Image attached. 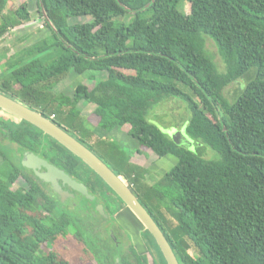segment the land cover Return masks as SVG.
Masks as SVG:
<instances>
[{"label": "trees", "instance_id": "trees-1", "mask_svg": "<svg viewBox=\"0 0 264 264\" xmlns=\"http://www.w3.org/2000/svg\"><path fill=\"white\" fill-rule=\"evenodd\" d=\"M8 1L0 0V36L30 19L19 7L5 15ZM181 1L36 0L49 40L32 43L27 58L0 74V91L111 162L133 185L179 264H264V0H185L188 13ZM75 16L91 19L70 21ZM206 37L224 70L213 61ZM49 51L55 54L42 60ZM83 70L107 74L91 89L78 83L71 96L53 93L70 71ZM238 81L239 91L228 98L226 86ZM171 96L186 103L185 132L215 149L217 158L176 144L149 120L154 105ZM79 101L94 104L91 129L84 127ZM125 123L140 148L177 158L154 183L142 180L144 168L116 141L94 135L96 126L112 132ZM42 135L50 137L24 119L0 117V137L8 141L0 142V264H82L91 256L96 264H115L84 237V222L95 209L69 208L21 165L24 150L36 149L38 139L46 143ZM52 140L50 159L77 176L82 160ZM94 176L93 189L113 192ZM18 178L24 186L14 188ZM147 242L152 264H167L154 240ZM133 254L129 259L120 253L119 263L149 264Z\"/></svg>", "mask_w": 264, "mask_h": 264}, {"label": "rangeland", "instance_id": "rangeland-1", "mask_svg": "<svg viewBox=\"0 0 264 264\" xmlns=\"http://www.w3.org/2000/svg\"><path fill=\"white\" fill-rule=\"evenodd\" d=\"M17 7L21 8L22 12H26L25 9L28 10V12L30 13V19H24L22 21H19L14 27L9 28L5 34L0 36V74H7L8 71L11 69V64L15 63L21 57L27 58L28 54L25 49L32 43L44 37H48L46 40H49V30L47 27L43 26V18L36 10V0H9L5 8L3 9V13L9 16V14L6 13L14 10ZM179 7L182 11L186 13L190 11V4L188 1L182 0L179 4ZM90 19V16L70 17V21L72 22L88 21ZM206 48L212 54L214 58L213 61L216 63L218 69H220L221 71L224 65L216 51V46L214 42L208 37H206ZM54 54V51H49L41 53L40 56L42 60L48 61ZM97 74L98 76H96ZM105 76L106 71L104 70H83L81 73L70 71L66 76L61 78V80L54 86L53 93L61 92L67 95H71L73 88L76 84L84 82L85 84H87V86H89V88H91V86L95 83L96 79H100ZM241 83V81L230 83L228 86H226L224 90L225 95L231 99L237 93V91H239ZM77 107L83 115L81 117L84 121V127L91 129L92 126L91 123H89V119H92L91 116L94 104H87L86 106H84L82 105V103H78ZM0 117L12 119L13 121L19 120L18 117L11 116L9 113L1 109ZM188 117L189 111L187 109L186 103L183 99L177 96L166 97L164 100L158 102L156 105H154L151 113L148 115L149 120L153 123H156L160 127V129L178 145L201 154L203 158H217L218 153L215 149L205 144L201 145L199 143H196V141L188 135L186 137L184 136L178 140H175L176 138L172 134L175 133L176 130L180 129L185 132V126ZM98 127L99 126L95 127L96 137L101 135L102 132V130H100V128ZM126 128H129L128 124L114 129L111 133V136H109V139L113 141L116 140V142H118L119 144V147L124 150V153H136L134 151L137 150V148L140 149V145H138V142L134 138L127 137L125 131L127 130ZM119 139L121 140L119 141ZM142 149L143 148L140 149V153H148L150 155V158H148L149 162H151V159L155 160L154 164L151 165V172L147 176H145V181L148 183H152V181H155L159 177H161L162 174L169 170L177 161L176 156L172 154H167L165 156L158 157L153 151H151L150 148H145V152H142ZM134 155L138 156V154ZM1 160L2 157L0 155V162ZM106 161L110 167H113L111 162H109L108 160ZM20 185L24 186V181L22 178H18L16 182L12 184L14 188ZM122 212L124 214L123 220L127 222L126 219H128V225L132 229L133 233H139V230L143 229V225L141 224V222L138 220V223H136L130 214H126L128 210L125 209V211ZM133 233L128 232V235L130 236V239H132L133 243L135 245H138V242L136 240L139 239V236L135 235L134 238ZM190 253L195 254L194 248L190 249ZM86 257L88 256H85V258ZM146 259L149 264H152V259L149 256H147ZM82 264L96 263L92 259H88L86 262L84 260Z\"/></svg>", "mask_w": 264, "mask_h": 264}, {"label": "flooded vegetation", "instance_id": "flooded-vegetation-1", "mask_svg": "<svg viewBox=\"0 0 264 264\" xmlns=\"http://www.w3.org/2000/svg\"><path fill=\"white\" fill-rule=\"evenodd\" d=\"M106 74H107V72H106ZM96 76H98V74ZM97 80H99V79H96V81ZM96 81L91 86V88L94 87V85L96 84ZM85 85L87 86V84H85ZM87 87L89 88V86H87ZM91 88H89V89H91ZM58 93H60V92H58ZM71 95H72V93H71ZM71 95H69V96H71ZM78 103H82V105H84V106H86L87 104H92L91 102H84V101H79ZM8 124H10L13 127L11 122ZM124 125H126V123L123 124L122 126H124ZM128 126H129V124H128ZM117 128H119V127H116L115 129H117ZM100 130H102L101 135H99L100 138H105L106 136L109 137V136H111V133L113 132V131L112 132H105L102 128H100ZM125 131H126L127 137L132 138V136H130V134L128 132L129 128ZM94 135H96V133ZM50 137H47L46 135H42V138H43L42 140H45L46 143H43L42 145H40V144H38V142H39V139H38V141H36L37 142L36 145L35 144L32 145V146H35L36 149L31 150V149L26 148L27 150H24L22 152V155L25 151H32L37 156L45 159L47 162H49V163L57 166L58 168L62 169L72 179L84 184L87 188L88 193L92 196V198H88L86 195L82 194L81 192H79L75 189H72L70 186H68V184L63 183L62 180L59 179L58 182H59L61 189L63 191H66L69 193L64 199H62L60 194L56 193L53 190L52 185L49 181H44L42 178L37 176L33 169L26 168V167H24V168L31 170L32 175L36 176L38 178V180L41 181V183H45L47 188L51 187L52 190L57 194L59 200L61 202H63L64 204H66V206H68L69 208H76L77 209V208L86 207L87 209H89L91 207V208L95 209L96 213L92 212L91 216L88 219H86L84 222L85 224H84V228H83V233L85 235L84 237L86 238V240H89V242H90V245H88V246L89 247L94 246V247L100 248L102 255H104L106 257V261H110V259L112 258L114 260L115 264H120L119 263V261L121 259V257L119 256L120 253L122 256L124 255V253L128 254L127 256L129 259H132L134 257L133 251L137 252L139 255H141V257H143V256L151 257L149 249H148V243L149 242H147V241L148 240L152 241V239H153L155 242V239L153 238V236L151 234L149 236H147V234H146L147 229L144 226H143L142 230H139V233H137V234L133 233L132 229L128 225V222H129L128 219L125 218L127 220V222H125L123 220L124 214L122 211H125V209L128 210L129 213L127 212L126 214H130L136 223H138V219L128 209L126 204L118 197V195L114 191L113 192L109 191L106 188V186H103L102 191L95 190L91 187V183L93 182V179H95V176H94L95 172L89 166H87V164H85L83 161H82L83 163L80 164V166H79V171H78L77 176L69 174L68 172L65 171L64 168L58 166L54 161H52L50 158L53 154V148L54 147H53V140H52L53 137H51V138ZM120 140L121 139H119V141ZM114 141H116V140H114ZM0 142L2 144L8 143L7 140L2 139L1 137H0ZM116 143L118 144V142H116ZM11 145L15 149V144H11ZM90 149L92 150V148H90ZM140 149L137 148V150L134 151L136 153L132 152V154L131 153H127V154H129L131 162L138 164L139 166L144 168V178L142 180L145 181V176H147L151 172L150 168H151V165L154 164L155 160L151 159V162H149L148 158H150V155L148 153H147L148 155L145 153H140ZM142 152H145V150L143 149ZM134 154H138V156H136ZM21 159H22V156H21ZM21 159H20V162H21ZM101 159L105 162V160L103 158H101ZM105 163L108 165L107 162H105ZM37 169L40 172L44 171L43 166H41L40 168H37ZM111 169H113V167ZM119 176L123 179V181L125 183L128 184L127 179L123 175H119ZM155 181H152V183H154ZM129 186L131 187V189L133 190V192L137 196L133 185H129ZM104 195H106L107 197H103ZM99 204L102 205V209L104 211V214H102L98 210L97 205H99ZM119 216H120V218H119ZM127 231L133 233L134 238H135V235L139 236V239L136 240L138 242V245L136 244L137 246L133 243L132 239H130V236L128 235ZM116 252H118V255H115ZM95 258H96L95 256H94V258H92V256H91L90 259H92L93 261L95 260L94 262H97V260Z\"/></svg>", "mask_w": 264, "mask_h": 264}, {"label": "water", "instance_id": "water-1", "mask_svg": "<svg viewBox=\"0 0 264 264\" xmlns=\"http://www.w3.org/2000/svg\"><path fill=\"white\" fill-rule=\"evenodd\" d=\"M0 109L6 111L11 116L24 119L31 124L41 129L44 133L50 135L57 140L66 149L79 157L87 166H89L101 179L118 195V197L126 204L128 209L135 215L141 224L153 236L161 254L165 258L167 264H179L168 240L157 225L155 220L138 200L137 196L131 187L123 181L96 153L88 148L84 143L70 134L64 128L56 124L52 119L45 117L39 111L29 107L19 100L8 96L0 91ZM175 140L181 137H186L188 134L182 129L176 130L172 134ZM176 143V142H175ZM177 144V143H176ZM21 164L26 168L34 170L35 174L44 181H49L53 190L59 193L64 199L69 193L63 191L58 180L68 184L72 189H75L88 198L92 196L88 193L84 184L72 179L62 169L47 162L45 159L37 156L32 151H25L22 155ZM44 167V171L40 172L37 168ZM98 210L104 214L102 205H97Z\"/></svg>", "mask_w": 264, "mask_h": 264}, {"label": "built area", "instance_id": "built-area-1", "mask_svg": "<svg viewBox=\"0 0 264 264\" xmlns=\"http://www.w3.org/2000/svg\"><path fill=\"white\" fill-rule=\"evenodd\" d=\"M53 116V115H52Z\"/></svg>", "mask_w": 264, "mask_h": 264}]
</instances>
